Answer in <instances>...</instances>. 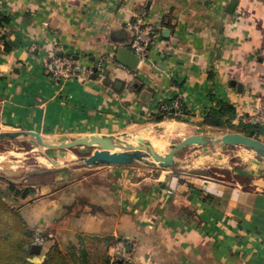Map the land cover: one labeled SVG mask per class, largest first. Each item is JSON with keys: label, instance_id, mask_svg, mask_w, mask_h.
<instances>
[{"label": "crops", "instance_id": "1", "mask_svg": "<svg viewBox=\"0 0 264 264\" xmlns=\"http://www.w3.org/2000/svg\"><path fill=\"white\" fill-rule=\"evenodd\" d=\"M233 1L0 0L11 18V47L0 44V125L52 142L141 125L211 128L202 122L211 95L253 119L264 99V0H236L230 11ZM138 17L160 28L132 68L118 49L134 51ZM53 55L70 57L74 73L54 79L45 66ZM99 62L103 77L75 74ZM175 94L181 118L154 120ZM257 161L227 165L229 177L71 159L60 161L55 182L40 179L24 197L13 195L12 178L0 179V193L44 237L30 264H43L56 242L64 251L85 243L104 252L105 235L132 242V264H264V159Z\"/></svg>", "mask_w": 264, "mask_h": 264}, {"label": "rangeland", "instance_id": "2", "mask_svg": "<svg viewBox=\"0 0 264 264\" xmlns=\"http://www.w3.org/2000/svg\"><path fill=\"white\" fill-rule=\"evenodd\" d=\"M186 129V126L182 124L141 125L134 126L128 131L117 134L116 136L119 139L122 138L121 140H129L130 142L138 141V136H142L149 142H151V139L158 138L157 140L162 142V147L156 148L157 151L166 153L171 149L172 143L179 142L189 134H199L215 139L227 131H236L229 127L209 128L207 126L191 128V130ZM5 130L21 129H8L0 125V131ZM44 139L50 141L48 137H44ZM92 150V147L87 146L65 149L48 147L40 144L32 134H20L14 138L0 139V179L6 178L7 180V178H12L15 187L21 191L19 193L17 192V194L21 196L20 193L24 192L26 188H35L32 184H37V182L41 181L40 179H49V181L55 182L56 174L62 168L59 164L62 163L60 161L72 159L77 165H85L84 158L90 155ZM258 159L263 160L264 157L244 145H225L213 140L208 144H193L181 148L175 155V163L173 166H177V169L199 170L205 174L215 175L216 172L223 173L227 165H234V163L240 164V161H242L241 163H245V161L248 163H258ZM131 164L135 166L153 167L154 170L161 167L159 162L152 156H146L142 160H135ZM0 181L3 183L2 180ZM13 195H15L14 190ZM88 246L90 247L89 249L93 248L91 250L93 260L95 261L97 257L101 259L103 245L98 244L96 248L94 245L89 244ZM110 254L112 255V251Z\"/></svg>", "mask_w": 264, "mask_h": 264}, {"label": "trees", "instance_id": "3", "mask_svg": "<svg viewBox=\"0 0 264 264\" xmlns=\"http://www.w3.org/2000/svg\"><path fill=\"white\" fill-rule=\"evenodd\" d=\"M10 20V15L0 13V44L5 49H10L11 47L8 39L9 31L5 28ZM101 64L103 65L102 62ZM97 65L98 63L94 67H97ZM95 73L98 74V69ZM140 88L138 87V89ZM177 99L179 97L175 94L163 101L153 119L156 121L171 117L180 119L182 116L181 113L185 110V106L181 100V104L176 107L174 102ZM211 99L213 105L205 113L202 119L203 123L212 127H229L232 130L255 135L264 140V123L251 118L243 119L239 117L236 106L227 100L216 98L213 95H211ZM223 171L225 176L230 177L232 175L231 171L227 168ZM242 181L245 180L242 179ZM9 182L10 188L15 191V195L19 196L17 192L19 193L21 191L15 187L13 181ZM32 189L26 188L24 192L20 193L21 196H26ZM37 235L36 230L28 223L20 212V209L10 204L0 193V264H30L31 257L36 254V249L38 248L36 244ZM77 237L81 241L86 238L83 233H79ZM101 239L107 241L106 249L102 253V255L106 253L103 264H122V257H119V255L113 257V255L107 253L109 245L115 243L117 239L122 238L116 239L112 235H105ZM126 245L130 253L132 242L127 240ZM89 248L85 243H82L80 246L71 244L68 250L64 251L56 242L48 249L43 264H97L93 260V257H91L92 249Z\"/></svg>", "mask_w": 264, "mask_h": 264}, {"label": "water", "instance_id": "4", "mask_svg": "<svg viewBox=\"0 0 264 264\" xmlns=\"http://www.w3.org/2000/svg\"><path fill=\"white\" fill-rule=\"evenodd\" d=\"M235 2L236 0L229 5L228 9L230 11L233 9ZM166 32H169V29ZM118 59L132 68H135L140 60L139 56L126 46L118 49ZM96 70L97 67H94V71ZM93 76H95V73H93ZM20 134H32L40 144L48 147L63 149L77 146L92 147V153L84 158V162L87 165L131 164L135 160H142L146 156H152L161 166L170 167L174 165L175 155L181 148L193 144H208L213 140L225 145H244L264 157V140L241 131H227L215 139L199 134H189L179 142L172 143L171 149L166 153L158 152L152 143L146 141L142 136L137 137V143L121 140L116 135L99 133L82 135L59 142H50L45 140L37 131L5 130L0 131V139L14 138ZM37 247H39V244H37Z\"/></svg>", "mask_w": 264, "mask_h": 264}, {"label": "built area", "instance_id": "5", "mask_svg": "<svg viewBox=\"0 0 264 264\" xmlns=\"http://www.w3.org/2000/svg\"><path fill=\"white\" fill-rule=\"evenodd\" d=\"M159 28L160 26L152 25L143 22L141 17H138L132 23V29L134 30V38L132 41V48L134 52L139 56V59H143L147 56L149 46L157 39L159 36ZM45 66L47 70L50 72V75L56 79L61 80L63 78L69 77L74 73V65L73 60L70 57L53 55L45 61ZM98 75L100 77L104 76V67L101 62L97 65ZM96 72L94 68L91 66H83L78 72L75 74L82 79L90 78V75ZM181 104L180 99H177L174 103L176 107ZM254 120L260 121L264 123V99L261 100L257 111L254 114ZM119 239L112 247V255L116 257L123 258L122 264H132L131 255L128 251L126 245V239ZM44 240L43 236L37 235L36 243H42Z\"/></svg>", "mask_w": 264, "mask_h": 264}, {"label": "bare ground", "instance_id": "6", "mask_svg": "<svg viewBox=\"0 0 264 264\" xmlns=\"http://www.w3.org/2000/svg\"><path fill=\"white\" fill-rule=\"evenodd\" d=\"M166 135V134H165ZM164 137V136H163ZM162 138V137H161ZM168 138V137H167ZM122 139V138H121ZM158 139V138H157ZM157 139H151V143L152 145L155 147V148H161L162 147V142L160 140H157ZM166 139V138H165ZM127 141V140H126ZM129 141V140H128ZM131 143H137L136 142H131ZM167 144V143H166ZM169 144V143H168ZM169 147V146H168ZM167 148V147H166ZM117 149H120V148H117ZM168 149V148H167Z\"/></svg>", "mask_w": 264, "mask_h": 264}]
</instances>
